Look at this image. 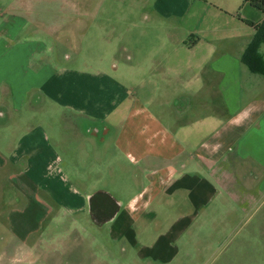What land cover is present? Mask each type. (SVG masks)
Returning a JSON list of instances; mask_svg holds the SVG:
<instances>
[{
	"label": "crops",
	"instance_id": "0c3cea01",
	"mask_svg": "<svg viewBox=\"0 0 264 264\" xmlns=\"http://www.w3.org/2000/svg\"><path fill=\"white\" fill-rule=\"evenodd\" d=\"M39 1L0 0V264H45L39 255L40 236L56 222L77 223L70 217L86 213L84 197L97 188L85 181L94 179L98 174L94 169L105 163L111 169L116 165L115 171L120 163L132 164L134 185L140 180L137 168L143 171L145 183L127 203L116 198L117 214L106 224L113 242L125 240L143 259H173L194 225L204 218L211 225L210 213L221 211L225 227L226 215L236 207L243 212L239 174L243 179L244 159L259 163L264 159V73L251 71L243 62L256 32L244 21L260 24L264 13L243 0H212L217 8L213 16L220 22L193 30L194 39L184 40L182 47L177 48L183 39L176 42L172 47L177 49L176 62L162 59L155 48L150 51L144 83L154 84V92L133 97L122 87L104 103L100 83L107 74L51 63L56 56L61 59L59 51L71 48L73 36L85 29L86 17L78 9L91 0H79L81 7L76 5L78 0H60L68 12L37 13ZM260 55L264 66V45ZM185 58L191 62L184 63ZM127 59L134 61L135 56L128 51ZM200 78L198 93L187 88V92L181 88L171 92L166 87L177 80L187 84ZM43 98L79 116L77 122L69 113L60 115L67 123L52 132L60 133L62 139L39 127L25 130L24 110L38 112L40 104L34 105L31 99ZM157 109L165 115L160 116ZM172 109L174 118H168ZM112 118V141L100 138L101 129L87 126L88 120ZM16 132H20L18 139ZM92 134L98 138H89ZM86 140L94 143L82 151L77 144ZM66 164L70 175L75 173L87 190L79 192L68 183ZM156 205L182 214L173 222L166 220L157 233H140L137 224L149 217L148 212L156 218ZM147 223L148 228L155 224L153 219ZM142 235L147 240H139Z\"/></svg>",
	"mask_w": 264,
	"mask_h": 264
},
{
	"label": "rangeland",
	"instance_id": "374dc122",
	"mask_svg": "<svg viewBox=\"0 0 264 264\" xmlns=\"http://www.w3.org/2000/svg\"><path fill=\"white\" fill-rule=\"evenodd\" d=\"M211 1L91 0L86 8L78 9V13L86 17L85 29L77 31L78 35L73 36L72 47L60 50L61 59L56 56L51 63L56 64V67L63 64L88 73L99 71L107 74L108 78H105V82L100 83L102 85L100 87H103L102 101L104 103L109 102L107 99L109 94L115 95L122 87L126 88L133 97L154 92V84L144 83L148 73L145 69L146 62L152 58L150 51L155 48L156 51H161L162 59L169 63L176 62L177 49L172 48L176 47V42L179 43L183 39V43L178 44L177 48L182 47L179 45L184 44V40L192 42L194 39L191 34L193 30L208 25L211 21L220 22L213 16V13H217V8ZM76 5L81 7L79 0ZM53 10L69 11L60 0L36 2L35 12L37 13ZM73 24L72 21L71 25ZM73 28L78 29L79 26L74 25ZM170 50L173 51L172 54H163ZM128 51L135 56L134 61H128ZM65 62L69 64L66 65ZM187 62L191 61L185 58L184 63ZM77 64L79 66L75 67L74 65ZM181 66L183 67L182 64ZM192 77L195 78L193 75ZM178 81L169 83L166 87H170L171 92L180 88L185 92L187 89L197 93L202 91V78L198 81L190 79L187 84H180ZM33 101L34 105L38 102L40 106L37 108L38 112L32 108L24 110L22 122L25 130H35L39 127L49 130V136L62 139L60 133L52 132L55 126L67 123L60 115L69 113L71 120L80 121L79 116L59 102L49 101L46 98L40 101L31 99V102ZM171 102L174 107L175 101L171 100ZM174 111V109L171 112L169 110L167 117L174 118ZM156 112L162 117L165 115L164 110L157 109ZM13 124L20 127L16 122ZM111 124H115L113 118L106 122L102 119L87 122V126L101 129L104 134L100 138L108 141L114 140L115 132L111 131ZM19 133H15L16 139L19 138ZM95 137V134H92L89 138L95 139ZM90 143L94 141L86 140L77 146L82 151H86L87 148L90 149L87 146ZM126 163L125 165L120 163L121 167L119 169L116 167L117 171H115L116 165H112L111 169L110 163L98 165L96 170L94 169V172H98L97 176L93 175L94 179L85 181L86 185L88 187L89 184L95 185L93 189L97 188V190L93 194L102 191L115 201L117 198L127 203L136 189L145 183V179L143 171L137 168L140 180L134 185L131 180L135 174L134 167ZM260 163L253 158L244 159L243 179L239 174V185H243V212L236 207L235 211L226 215L228 219L224 221L225 227L221 221L223 219L221 211L215 212V216L210 213L208 219L211 220V225L206 218L194 225L178 244L179 252L167 262L138 257L134 248L125 240L113 242L107 223L101 227L93 226L88 216V209L82 215L76 214L70 217L73 221L77 220V223H71L69 220L66 223L56 222L57 224H53L55 227L51 225L49 229H46L44 235L40 236L43 242L40 245L39 255L45 264H264V159ZM67 166V164L64 165L68 183L79 192L87 190L88 187L85 188L83 185L84 181L75 178V173L70 175ZM74 166H77L76 170H78L80 165L78 163ZM90 166L87 164L88 169ZM124 183L126 186H123ZM117 187L123 188V191H119ZM126 187L128 189H125ZM84 200L87 201L88 208V196H85ZM154 208L156 218H153V212H148L149 217L142 218L137 224V230L140 233L143 234V231L157 233L166 220L168 223L173 222L182 214L171 208L166 211L164 205H156ZM151 219L155 224H150V228L145 227ZM37 236L34 235L35 238ZM143 239L147 240L146 236L139 237V240Z\"/></svg>",
	"mask_w": 264,
	"mask_h": 264
},
{
	"label": "trees",
	"instance_id": "16d2710c",
	"mask_svg": "<svg viewBox=\"0 0 264 264\" xmlns=\"http://www.w3.org/2000/svg\"><path fill=\"white\" fill-rule=\"evenodd\" d=\"M245 3L251 4L255 9L264 13V0H244ZM247 25L255 29V36L250 42L248 49L243 57V62L249 69L255 73L263 74L264 66L260 55V49L264 45V21L255 24L250 21H244Z\"/></svg>",
	"mask_w": 264,
	"mask_h": 264
},
{
	"label": "flooded vegetation",
	"instance_id": "af4514ba",
	"mask_svg": "<svg viewBox=\"0 0 264 264\" xmlns=\"http://www.w3.org/2000/svg\"><path fill=\"white\" fill-rule=\"evenodd\" d=\"M117 211V202L105 192L97 191L88 198V216L97 225L110 222Z\"/></svg>",
	"mask_w": 264,
	"mask_h": 264
}]
</instances>
